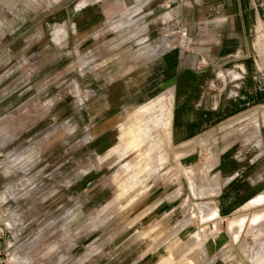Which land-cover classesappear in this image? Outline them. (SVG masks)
<instances>
[{"label": "rangeland", "instance_id": "374dc122", "mask_svg": "<svg viewBox=\"0 0 264 264\" xmlns=\"http://www.w3.org/2000/svg\"><path fill=\"white\" fill-rule=\"evenodd\" d=\"M83 1L0 12L26 41L0 51V264H264V208L239 237L246 218L221 222L220 208L189 197L217 140L173 158L171 96L143 78L151 43L170 49L166 7L144 26L156 16L115 4L92 20ZM119 83L129 93L113 102ZM140 122L133 143L124 133Z\"/></svg>", "mask_w": 264, "mask_h": 264}, {"label": "crops", "instance_id": "0c3cea01", "mask_svg": "<svg viewBox=\"0 0 264 264\" xmlns=\"http://www.w3.org/2000/svg\"><path fill=\"white\" fill-rule=\"evenodd\" d=\"M23 1L0 0V12L45 11V0H37V10L27 6L19 10ZM88 1L86 12L92 20L97 11L103 20L113 15L116 4L142 18L156 16L144 26H158V15L166 7V16L175 19L176 14L188 30L193 42L187 51L169 49L158 56L161 45L151 43L149 70L144 77L136 72L131 78L148 79L150 89L171 96L172 144L181 150L172 153L173 158L187 162L196 157L198 144L217 140L219 151L212 166H203L204 178H188L189 197L220 208L221 222L246 218L240 237L258 215L254 212L264 208V0H172L171 9L168 0ZM57 5L62 14L61 0ZM75 11H80L77 5ZM22 27L0 26V51L26 45L11 38ZM127 89L119 83L108 94L114 102L128 94ZM237 251L238 247L231 250L233 255Z\"/></svg>", "mask_w": 264, "mask_h": 264}, {"label": "built area", "instance_id": "2783aa9c", "mask_svg": "<svg viewBox=\"0 0 264 264\" xmlns=\"http://www.w3.org/2000/svg\"><path fill=\"white\" fill-rule=\"evenodd\" d=\"M168 4H169L168 5V9H171V7L173 5V1L172 0H168ZM174 16H175V19H173L171 17V15H169V14L167 16H165V18H164L166 23L167 22H171L172 26H173V30L171 32V36H167L166 37L167 43L169 42L168 48H170V49H179V50H182V51H187L190 48V46L192 45V42H193L192 38L190 37L188 30L186 28H183L180 25L179 19L176 16V14ZM175 36L179 37L180 39H177V41L176 42L174 41L173 43L171 41H169L170 37L174 38Z\"/></svg>", "mask_w": 264, "mask_h": 264}, {"label": "bare ground", "instance_id": "6f19581e", "mask_svg": "<svg viewBox=\"0 0 264 264\" xmlns=\"http://www.w3.org/2000/svg\"><path fill=\"white\" fill-rule=\"evenodd\" d=\"M84 2V1H83ZM86 2V1H85ZM263 37V36H262ZM140 123H136L134 124L131 128L127 129L124 133L125 136L130 137L133 140V143L137 142L140 138V134L143 131L142 126L140 125ZM110 127V126H109ZM113 131V129H111ZM119 134L117 136L123 135V130L122 128H119ZM113 133V132H112ZM114 136V135H113ZM116 136H114L113 138H115Z\"/></svg>", "mask_w": 264, "mask_h": 264}]
</instances>
